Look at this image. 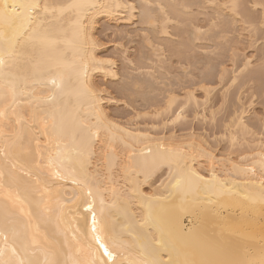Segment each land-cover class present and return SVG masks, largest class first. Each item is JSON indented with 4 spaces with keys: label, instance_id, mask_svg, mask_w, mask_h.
Segmentation results:
<instances>
[{
    "label": "bare ground",
    "instance_id": "bare-ground-1",
    "mask_svg": "<svg viewBox=\"0 0 264 264\" xmlns=\"http://www.w3.org/2000/svg\"><path fill=\"white\" fill-rule=\"evenodd\" d=\"M138 1L43 0L58 9L74 3L89 5L80 19L86 29L89 46L87 79L89 86L100 93L99 121L75 95H66L55 108L43 105L46 112L40 115L47 119V135L43 134L45 127L39 120L30 126L33 111L37 110L35 98L47 96L50 83L46 85L43 82L46 76H33L30 66L24 63L30 49L24 52L18 45L16 55L4 56L5 68L0 70V91L4 90L7 73L8 79L13 80L17 86L19 103L14 107L22 115L26 113L24 118L29 121L24 125L23 131L25 144L30 146L31 151L13 155L7 166L5 157L0 155V168L5 171L2 182L4 187L0 188V225L5 222L4 205L11 208L15 201L16 216L23 223H30L29 235L35 233L39 241V247H30L25 251L20 240L14 241L9 233L7 248H17L16 260H32L35 264H44L46 259L55 257L73 264L76 259H90V252H77V248L87 249L89 242L94 243L91 239L93 212L88 209V203H92L95 210L98 234L114 237L122 245L117 249V258L122 264H128V261L167 262L170 251L185 242L201 247L205 252L209 251L210 246L221 258L242 256L250 247L259 245L262 227L260 201L264 197V186L261 185L264 180V168L261 167V161L264 160V139L260 132L246 123L244 110L239 111L240 118L252 131L248 133L243 127L237 128L239 120L234 122L232 119L230 128H227L230 132L227 138L229 148L222 154L217 153L210 141L202 135L194 132L181 135L165 132L167 125L186 119L177 120L174 113L171 114V109L165 111L168 97L166 106L155 110L154 115L160 118L158 124L133 125L111 116L108 107L111 103H116L115 99L95 78L100 76L103 80H114L119 74L115 69V61L101 53L102 44L94 33L99 19L130 23L139 15V21L144 25L153 27L159 23L162 26L161 32L168 35L167 25L181 18L179 14L184 12L175 8V13L171 11L172 15L167 11L168 5L161 1L155 4L157 7L152 6L151 0ZM223 1V6L238 4L240 8L242 4L240 0ZM259 1L254 0L255 4H259ZM7 2L29 3L33 0ZM227 8L234 13L231 7ZM75 19L74 10L66 8L60 21L63 24V30L59 33L61 43L55 51L49 53L52 59L67 65V77L72 81L68 85L69 91L75 80L72 65L79 62L77 49L72 44ZM195 32V37L200 35L201 28L196 27ZM5 47L0 42V52H4ZM21 52H24V56L19 55ZM38 55L37 53V58ZM107 61L112 63L108 64ZM250 64L247 61L244 66L248 68ZM245 67L244 70L241 69L245 71ZM241 69H238L239 73ZM237 77L238 74H235L233 81ZM205 86L202 87L205 97L199 101V109L203 115L207 113L206 108L209 109L214 89ZM33 93L35 97L31 95ZM28 100L33 101L31 106L27 103ZM196 100L191 103L194 107ZM178 111L179 108L176 109ZM213 112L214 110L210 112L211 119ZM62 117L64 126L74 128L75 134L72 130H61ZM54 122L55 131L52 127ZM81 125H87L91 132L97 133L98 139L90 138L88 132H81ZM20 130L19 125L5 129L6 133ZM232 135L237 136L235 146L232 144ZM7 142L5 137L0 136V148L5 147ZM236 147L241 149L235 150ZM112 148H115V152L111 151ZM209 151L216 153L215 159L207 156ZM185 160L187 169L183 167ZM37 161L41 163L40 168L36 167ZM11 164L16 165L14 170L11 169ZM9 171H14L17 178H22L19 184L9 176ZM191 171L205 179H190L188 173ZM25 173L39 174L41 177L43 201L52 209L51 213L44 216L36 214L34 201L41 199L40 194L24 191L26 184L34 185L36 176L29 178ZM177 179L181 180L178 186ZM89 189L93 193L91 197L87 195ZM147 197H153L150 208L145 206ZM29 211L33 212L31 217L28 215ZM149 212L153 226L142 229L139 222ZM157 240L166 243L169 251L156 254L154 250L160 247L156 244ZM2 246H5V241L0 237V247Z\"/></svg>",
    "mask_w": 264,
    "mask_h": 264
},
{
    "label": "rangeland",
    "instance_id": "rangeland-1",
    "mask_svg": "<svg viewBox=\"0 0 264 264\" xmlns=\"http://www.w3.org/2000/svg\"><path fill=\"white\" fill-rule=\"evenodd\" d=\"M151 1L152 6L160 1L167 4L170 13H175V8L184 11L185 16L179 14L181 18L167 25L168 35L161 32L159 23L144 25L139 15L130 23L99 19L94 31L102 44L101 53L115 61L119 74L114 80L95 78L115 99L116 103L108 107L111 116L133 125L158 124L160 118L154 113L166 106L168 94L186 95V90L176 88L177 84L190 86L199 101L205 97L202 87L206 85L214 88L207 115L191 104L185 110L186 119L167 125L165 132L202 135L219 154L228 150V139H223L225 130L241 110L246 112L245 121L253 130L264 132L263 0L259 4H255L257 0H240L238 14L224 7L223 0ZM212 20L218 21V28L210 27ZM196 27L201 28L199 38L194 36ZM247 61L251 62L249 69L244 66ZM235 74L238 79L233 81ZM210 109L216 112L215 125Z\"/></svg>",
    "mask_w": 264,
    "mask_h": 264
},
{
    "label": "snow or ice",
    "instance_id": "snow-or-ice-1",
    "mask_svg": "<svg viewBox=\"0 0 264 264\" xmlns=\"http://www.w3.org/2000/svg\"><path fill=\"white\" fill-rule=\"evenodd\" d=\"M89 5L83 3H74L67 6H62L59 9L57 6L44 3L43 0H33L29 3H8L7 0H0V42L6 46L4 52H0V70L5 68L4 56L16 55L17 46H21L24 52H28V55L24 59V63L30 66V71L33 76H46V80L43 82L47 85L50 83V88L48 89L49 94L44 97H38L36 99L37 110L33 111L31 117V125H34L39 120L40 123L44 124L45 132L47 135V119L40 115L46 112L48 107L55 108L59 105L66 95H75L78 100L86 104L91 113L95 115L97 121L101 119L99 112L100 103V93L95 91L89 86L87 79L88 71V40L86 29L84 28L83 22L80 17L86 12ZM224 7H231L234 14L238 12L239 5H225ZM72 9L76 14V19L73 22V47L77 49V55L79 57L78 63H73L72 72L74 74V86L71 91H69V83H72L71 78L67 77L66 68L67 65L63 64L58 60L52 59L49 53L56 50L57 46L61 43L59 39V33L63 30V24L60 23L63 18L65 9ZM59 11V15H57ZM211 28H218V21L212 20ZM24 52L19 55L24 56ZM38 55V58L36 54ZM111 64L112 61H107ZM67 77V79H66ZM167 84V81L165 82ZM4 90L0 91V136L5 137L8 141L5 147L0 148V155L5 157V166L10 162V157L15 154H26L31 151L30 146L25 144L24 135V125L28 124L29 121L25 120V114H21L14 107L19 101L17 100V86L13 80L8 79V74L5 73V84L3 86ZM176 88L178 90H186V95L180 96L173 92L169 93L168 105L165 111L172 110L177 120L181 118H186L184 116L186 108H188L193 100H196L194 92L191 90L190 86L184 84H177ZM35 97V94H31ZM186 101V103H185ZM207 101V98H206ZM27 103L31 106L32 100H28ZM183 105V106H181ZM200 102L196 100V108L199 109ZM179 108L176 112L175 109ZM223 108V105H221ZM200 117L197 116V119ZM54 119V117H53ZM239 120L237 128L243 127L246 132L251 133V129L248 128L247 124L244 123L243 119L240 118L239 113L233 117V121ZM261 121L264 122V116L261 117ZM216 112H213L212 124L217 123ZM64 118L62 117V131L72 130L75 134L74 128H69L64 126ZM75 124V121L71 122ZM175 123V121H173ZM19 125L21 126L20 131L7 132L6 128L10 126ZM53 130H56V124L53 123ZM230 128V126H228ZM81 132L90 133L91 137H96L98 135L95 132H91V129L87 125L80 126ZM230 132L226 129L223 139L227 140ZM261 137L264 139V132H261ZM218 140L220 138H217ZM237 136L232 135L233 146L237 143ZM115 152V148L111 149ZM215 154L211 151L207 152V156L215 159ZM107 156L108 154L105 153ZM36 167L40 168L41 163L36 162ZM183 167L188 168L187 160H185ZM261 167L264 168V160L261 161ZM16 168L15 164H11V169ZM24 175L31 178L32 175L36 176L34 185H25V193L36 192L41 196L40 200H35V212L40 216L47 215L52 212V209L43 201V192L41 188L43 186L42 179L39 174L25 173ZM190 179L197 181H203L205 178L199 176L196 172L191 171L188 173ZM9 176L15 180L18 184L20 179L17 178L14 171H9ZM5 178V171L0 168V188H3V180ZM181 180H176V185H180ZM261 185L264 186V180L261 181ZM46 190V189H45ZM115 192V189L113 190ZM87 195L91 197L93 195L91 189H89ZM19 195H17V200ZM153 197L145 198V206L150 208V202ZM21 204L23 201L20 202ZM103 203V201H101ZM261 208V235L258 247H250L247 249L242 256L236 255L232 258H221L217 253L211 249L209 246V251L205 252L201 247L193 245L191 243L185 242L179 247H174L169 254V259L167 262L162 260H151V261H128V264H264V197L260 201ZM115 206V205H114ZM15 201L13 202V207H8L7 204L4 205L5 212V222L0 225V237L5 241V246L0 247V264H35L32 260H16L17 248L11 247L7 248V241L9 240V233L13 237V240L19 239L24 250L28 251L29 248L39 247V241L36 238V234L33 233L29 235L28 229L31 228L30 223H23L17 216L14 210ZM87 207L93 212L92 218V242H89L87 249L81 247L77 248V252H90V259H76L73 264H122L118 261L117 249L121 248L122 245L114 237H104L98 234L97 229V219L95 216V210L93 209V204L88 203ZM23 212V209H21ZM28 215L31 217L33 215L32 211H29ZM153 226V219L151 213L149 212L145 218L139 222L140 228H150ZM156 244L160 247L155 249L154 252L159 254L163 251H169L168 245L162 243L160 240L156 241ZM94 249V251H92ZM10 252V255L8 253ZM174 252L175 254H172ZM7 256V258H5ZM44 264H67V262H62L57 258L46 259Z\"/></svg>",
    "mask_w": 264,
    "mask_h": 264
}]
</instances>
